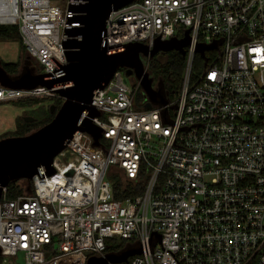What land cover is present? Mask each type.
<instances>
[{
    "label": "built area",
    "instance_id": "built-area-1",
    "mask_svg": "<svg viewBox=\"0 0 264 264\" xmlns=\"http://www.w3.org/2000/svg\"><path fill=\"white\" fill-rule=\"evenodd\" d=\"M84 3L0 0V26L18 28L26 55L51 80L66 64L62 43L79 39L66 32L81 27L72 20ZM186 30L174 100L161 92L166 105L137 107L139 84L127 86L117 71L91 98L99 145L77 132L53 159V175L41 168L15 198L3 189L0 264L19 256L86 264L105 258L113 238L141 249L126 264H264V0H135L109 14L100 47L152 49ZM198 46L212 48L201 57ZM194 56L203 66L193 80ZM53 92L0 85V105ZM111 168L143 182L142 193L115 200Z\"/></svg>",
    "mask_w": 264,
    "mask_h": 264
},
{
    "label": "water",
    "instance_id": "water-1",
    "mask_svg": "<svg viewBox=\"0 0 264 264\" xmlns=\"http://www.w3.org/2000/svg\"><path fill=\"white\" fill-rule=\"evenodd\" d=\"M85 3L77 8L81 16L73 19L80 28L67 31L66 36L79 38L62 43L66 64L58 76L46 80V75H34L26 70L15 77L9 76L0 62V85L13 90H32L38 87L53 90L62 100L56 109L49 107L52 120L37 131L16 138L0 140V198L2 191L10 182L30 181L40 174L43 168L47 176L53 175V159L63 150L64 143L77 132L92 136L94 146L99 145L100 130L91 123L99 113L91 107L94 92L102 89L113 75L124 70L125 76H134L147 103L144 110L153 105H166L167 100L159 90L152 86L153 80L145 71L142 58L153 59L158 54L175 51L185 57V48L189 45V30L182 39L168 41L156 39L152 49L140 43L124 46L121 50L107 52L100 47L104 35L105 21L112 11L125 7L135 0H82ZM211 46H198L196 53L203 57ZM24 123L35 121L23 117ZM141 249L124 250L118 254H108L105 258L90 257L86 264H122L128 259L141 255Z\"/></svg>",
    "mask_w": 264,
    "mask_h": 264
},
{
    "label": "trees",
    "instance_id": "trees-1",
    "mask_svg": "<svg viewBox=\"0 0 264 264\" xmlns=\"http://www.w3.org/2000/svg\"><path fill=\"white\" fill-rule=\"evenodd\" d=\"M0 41H17L21 46V55L25 54L24 47L21 44L18 28L16 26H0ZM27 56V55H26ZM161 56L165 60L160 62L157 58ZM28 57V56H27ZM2 68L5 72L11 76H17L19 71L20 62L17 63H1ZM203 66V61L200 56H194L193 60V70L191 74V79H195V72L197 69ZM185 67V57L180 53L172 51L167 54H159L153 59H150L149 65L147 67L148 74L152 80H157L161 85V90L167 94L169 100H172L177 92L180 91L183 73ZM35 74H40V70L34 72ZM45 98L37 99H23L11 102L15 103L14 106L19 108H32L38 106L39 102ZM144 96L141 90H138L136 94V106L143 107ZM10 104V103H9ZM35 121L32 123H20L16 121V128L13 132H8L0 136V140L6 138H16L27 136L38 129L42 128L44 125L49 123L53 115L49 113V108L46 113L37 108ZM23 126V128H21ZM107 179L112 185L113 197L115 200H123L130 197H136L142 193L144 190L143 182L135 184L133 182L127 181L122 173L115 168L109 169ZM19 182H25L24 180L10 182L6 187V194L9 198H15L17 196L23 195L26 187L22 188L18 185ZM128 243L123 240L108 239L106 240V252L109 254H118L126 250Z\"/></svg>",
    "mask_w": 264,
    "mask_h": 264
},
{
    "label": "rangeland",
    "instance_id": "rangeland-1",
    "mask_svg": "<svg viewBox=\"0 0 264 264\" xmlns=\"http://www.w3.org/2000/svg\"><path fill=\"white\" fill-rule=\"evenodd\" d=\"M158 61L164 62V58L159 56L157 58ZM20 62L19 71L21 73H25L26 70L31 72H36L38 70L41 71L40 66L36 64L33 60L29 59L25 54L21 55V46L17 41H0V62L1 63H17ZM149 61L143 62L145 71H147V67L149 65ZM35 74V73H34ZM149 77H151L149 75ZM152 78V77H151ZM124 81L127 86L134 87L137 85V82L134 76L124 77ZM154 89L157 88V80H153ZM142 92V91H141ZM178 92L175 94L174 100L177 96ZM15 103L0 105V136L5 133L13 132L16 128V121H20L22 124L23 117H31L36 118L37 112L35 110L37 108L42 109L45 113L48 108L53 105L58 109L62 105V100L59 98L57 94L53 96L47 97L41 102H39L38 106H34L32 108H19L14 106ZM23 128V126H21ZM18 185L22 188L27 187V182H19ZM18 264H23L21 260V256L17 259Z\"/></svg>",
    "mask_w": 264,
    "mask_h": 264
},
{
    "label": "flooded vegetation",
    "instance_id": "flooded-vegetation-1",
    "mask_svg": "<svg viewBox=\"0 0 264 264\" xmlns=\"http://www.w3.org/2000/svg\"><path fill=\"white\" fill-rule=\"evenodd\" d=\"M160 54H162V53H160ZM159 55V54H158ZM143 61V60H142ZM152 86H153V83H152ZM156 86H157V88L155 89V90H159V92H162V93H164V94H166L165 92H163L162 90H161V85H160V83L157 81V84H156ZM154 88V87H153ZM166 96H167V94H166Z\"/></svg>",
    "mask_w": 264,
    "mask_h": 264
},
{
    "label": "crops",
    "instance_id": "crops-1",
    "mask_svg": "<svg viewBox=\"0 0 264 264\" xmlns=\"http://www.w3.org/2000/svg\"><path fill=\"white\" fill-rule=\"evenodd\" d=\"M2 105H4V104H2Z\"/></svg>",
    "mask_w": 264,
    "mask_h": 264
}]
</instances>
